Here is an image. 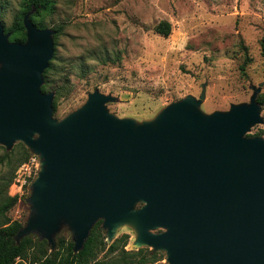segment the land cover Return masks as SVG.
<instances>
[{"label":"water","instance_id":"95a60500","mask_svg":"<svg viewBox=\"0 0 264 264\" xmlns=\"http://www.w3.org/2000/svg\"><path fill=\"white\" fill-rule=\"evenodd\" d=\"M24 16L25 42L10 40L0 20V144L23 142L40 158L29 215L19 241L38 234L55 247L67 226L79 252L103 220L109 242L120 226L133 245L164 251L168 264H264V138L254 88L250 102L205 113L206 97L188 95L154 119L111 113L117 100L99 90L62 119L44 72L55 30Z\"/></svg>","mask_w":264,"mask_h":264},{"label":"rangeland","instance_id":"374dc122","mask_svg":"<svg viewBox=\"0 0 264 264\" xmlns=\"http://www.w3.org/2000/svg\"><path fill=\"white\" fill-rule=\"evenodd\" d=\"M53 1L46 24L56 31L49 92L57 96L58 119L81 107L95 90L117 98L107 104L111 113L137 122L154 119L188 95L199 98L203 85L205 113L250 102L260 83L264 97V0ZM21 2L0 0L5 27L14 22ZM160 23L171 25L169 35L155 30ZM248 134L264 138V122ZM23 146L20 141L10 149L0 144V224L6 218L26 223L29 215L27 192L5 208L13 196L7 183L23 163ZM61 232L72 237L65 225ZM136 234L124 224L116 237L128 235L127 249H138ZM162 252L160 263L168 264ZM39 255L33 247L16 264H41Z\"/></svg>","mask_w":264,"mask_h":264},{"label":"trees","instance_id":"16d2710c","mask_svg":"<svg viewBox=\"0 0 264 264\" xmlns=\"http://www.w3.org/2000/svg\"><path fill=\"white\" fill-rule=\"evenodd\" d=\"M54 8L53 0H22L21 10L16 15L14 22L11 26L5 27L6 32L11 33L10 40L26 41L27 31L23 19L30 12H32L30 18L38 27L47 28L46 16L52 13ZM155 30L167 36L171 33V25L169 23H160L155 27ZM262 47L264 51V36ZM53 59H55V56ZM53 59L44 72L45 82L42 86L44 92H49L50 90V76L55 68ZM257 100L260 105L264 104V97L261 94L258 95ZM53 105L55 113L57 110V96L56 99L54 97ZM247 136L257 135L247 134ZM31 155L32 152L29 148L26 145L23 146L21 163L27 161ZM16 174L17 171L13 177L9 178L7 188L13 184ZM11 194L13 196H8L9 203L5 206L7 210L18 201V195L12 192V185ZM24 225L25 223L19 220H11L10 218H6L0 224V264H16L17 258L26 257L29 250L33 247H37L40 253L41 264H163L160 263L164 259L162 251H156L150 247L127 249L128 235L116 237L113 242L109 243L106 230L103 228V220H99L94 225L84 247L79 252L74 251L73 236L67 237L62 232L56 235L55 247H52L46 239H41L38 234L34 233L17 241V233ZM101 253H103V256L100 258Z\"/></svg>","mask_w":264,"mask_h":264},{"label":"built area","instance_id":"2783aa9c","mask_svg":"<svg viewBox=\"0 0 264 264\" xmlns=\"http://www.w3.org/2000/svg\"><path fill=\"white\" fill-rule=\"evenodd\" d=\"M39 169L40 158L38 155L32 153L29 159L19 166L12 184V192L19 197L26 192L30 193V186L36 178Z\"/></svg>","mask_w":264,"mask_h":264}]
</instances>
